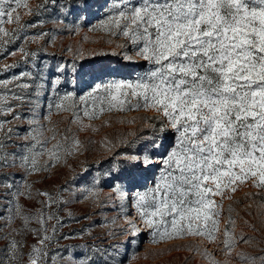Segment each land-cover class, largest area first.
<instances>
[{
	"label": "snow or ice",
	"instance_id": "6c2138e0",
	"mask_svg": "<svg viewBox=\"0 0 264 264\" xmlns=\"http://www.w3.org/2000/svg\"><path fill=\"white\" fill-rule=\"evenodd\" d=\"M204 3L205 0H40L35 10H32L27 7V0H0V47L3 48L0 59L9 51L16 50L23 35H35V28H42L43 23L49 20L58 19L69 24V28L60 34H75L77 29L84 28L91 32L111 35L115 29L114 38L119 39L123 36L125 40L120 53H100L103 56H119L120 58L116 60V63L120 65L119 69L109 68L103 61H99L98 57L88 58L101 66L89 70L91 75L87 82H82L85 61H80L75 71L69 70L71 61H61L53 69L46 53H31V56L36 58L31 66L25 64L22 68L20 64H15L6 70H0V264H130L137 258L148 259V255L139 256L142 244L147 242L157 245L165 243L168 238H178L168 236L170 217L163 215L152 217L146 231H136L134 221L126 224L123 229L113 228L111 232L105 231L98 234L96 230L109 223L106 218L101 217V212L116 213L112 223L115 219L132 217L134 214L136 220L147 223L146 209L154 210L159 205L168 203L169 200L178 203L179 193L176 189L186 185L182 180L175 178L183 174L182 169L176 166L175 153L184 154L198 150V146L192 144L195 135L189 130L195 128L197 134L202 135L210 128L213 119H221L212 115L215 104L211 107L201 104L192 109L191 114L196 117L194 120L184 116L180 124L175 128L172 127L176 116L180 111L187 109L191 99L204 95L217 98L228 95L221 92L224 81L216 71L217 68H223L225 64L214 63L217 59L214 53L228 54L227 49L213 47V44L220 41L217 33L227 40V36L221 33L219 25L212 29L211 23H202L199 32L204 33L211 29L212 35H198L193 40L192 33L189 32L188 36L184 37L185 46L180 48L176 55L163 61L159 60V57L164 54L161 46L168 45L167 37L174 30L172 25L179 20L188 19L189 16L195 19V13L186 9H194L197 5L202 6ZM240 3L247 4L250 10L264 11V0H240ZM242 11L239 5L235 8V12L231 6L226 9V14L233 20V24L226 25L229 29L227 35H232L231 28L235 26L237 19H243L250 29L245 36V41L250 43L237 47L236 39L231 41L230 47L235 50L233 56L249 64L253 71L260 67L261 75L264 76V43L256 33L257 29L264 32V26L260 25L255 18L256 11H249L247 16H241ZM23 12L28 13L29 20L21 21ZM9 24L19 25V27L6 31L5 26ZM179 31L180 35L174 38L176 43H179L180 38L184 36L183 30ZM50 33L56 34L54 30H46L43 34L47 37ZM241 35L244 34L241 33ZM10 37L16 39L8 42ZM257 44L260 45L259 50L255 47ZM206 45L210 48L207 56L203 53L195 57L192 55L198 48H204ZM168 47L170 48V45ZM241 52L244 55L247 53H254V55L251 60H247L243 56L236 55ZM131 53L140 55L142 60L130 59ZM28 59L30 56L25 55V60ZM171 65H175L174 70ZM188 65H191V70L197 73L195 78L180 71ZM244 71H240L239 75L243 76ZM61 74L65 79L56 85L55 91L61 95H66L69 91L74 93V100H80L79 104L74 103L77 115L80 114V110L87 109L90 104L99 102L103 105L105 96L97 95V93L103 91L106 95H111L117 81L120 82L121 88L127 87L130 91L133 89L136 91L137 107L133 110H137L141 105L155 102L160 97L166 101L158 105L163 118H153L149 121L154 124V127L141 134L144 139L132 151L123 153L118 151L115 156H120L119 160H115V157L110 158L115 160V163L113 168L107 171L101 183L105 189L111 190L112 203L105 204L102 209L98 208L92 213L97 217L94 220H89L87 212L72 215L73 206L80 203L88 191L82 182L91 175V171L86 169L74 181L60 184L54 191L39 189L36 191L39 199H31L28 194L31 186L25 183V176L39 175L32 171L35 165L29 156V151L35 152L39 145H34L32 141L18 139L22 134L32 131V126L25 128L14 125L5 128V125H8L13 118L25 119L32 111L29 106L33 100L40 101L43 108L45 105L42 101L52 98L50 97L52 81ZM229 75L237 84V91L232 93L230 99L239 100L240 103L253 99L251 97L253 90L264 88V80L249 83L236 81V72ZM69 76H71L70 80L67 79ZM13 77L16 78L15 81ZM24 85L27 87L25 88ZM185 88L190 90L189 93L180 96ZM18 89L23 90L18 91ZM39 89L46 91L41 94ZM61 89L64 92L61 93ZM173 96H180V99L174 110L168 109L165 112ZM241 97H243L242 100ZM255 100H260V97H256ZM125 102L127 103V100ZM17 105L25 111H18ZM262 105L264 101L251 109L258 115L242 116L236 121L235 127L230 130L235 135L229 143L239 141L245 152L251 151L257 157L264 159L260 156L261 151H264V112L260 111ZM8 109L12 111L8 112ZM247 110L245 105V111ZM236 112H239L238 107H234L231 114L227 110L224 111L223 115L229 116V120L223 121L226 127L235 120ZM206 116H211V119H205ZM201 123H204L206 127L200 128ZM182 129L184 136L189 137L187 144L179 134ZM249 132L255 136L254 140L249 141ZM60 147V145L55 146L56 149ZM50 166H52L51 161L46 167ZM17 168L22 171H13ZM3 169L8 171H2ZM47 178L48 174L45 171V179ZM42 182L37 181V183ZM74 188H82V190L74 192L72 191ZM22 191H24L23 195H21ZM67 192L72 193L70 201L63 199ZM21 205L26 213L23 219L17 215ZM65 208L68 209L66 213L62 212ZM37 210H39L40 220L32 219ZM45 212L48 213L47 219L44 217ZM81 221L85 223L79 228L60 231L66 226L80 224ZM13 222H15L16 231H12ZM41 222H43V228H41ZM113 234L126 235V238L118 243L115 241L110 243L109 240L112 239ZM248 239V237H240V243ZM60 241H80V243L61 244ZM172 250L171 248L162 249L151 255L163 256ZM237 259L240 260V264H264V247L250 250L247 255Z\"/></svg>",
	"mask_w": 264,
	"mask_h": 264
},
{
	"label": "rangeland",
	"instance_id": "374dc122",
	"mask_svg": "<svg viewBox=\"0 0 264 264\" xmlns=\"http://www.w3.org/2000/svg\"><path fill=\"white\" fill-rule=\"evenodd\" d=\"M39 2L40 0H27V7L35 10ZM238 5L243 10L240 13L241 16H247L249 11H256L255 18L260 25L264 26V11L250 10L248 5L241 4L240 0H205L202 6L197 5L194 9H186V11L195 13V19L189 16L188 19L179 20L172 25L174 30L167 37L170 48L168 45L161 46L164 54L159 57V60L163 61L176 55L177 51L185 46L184 37H187L189 32L192 33L193 40L198 35H212L211 29L204 33L199 32L202 23H211L212 29L219 25L221 33L227 36V40H224V36L217 33L220 36V41L213 44V47L217 49H227L228 51L227 55H224L223 52L214 53L217 56L214 63L225 64L223 68H217L216 71L225 75L227 72L235 70L238 65L243 66L240 61L229 59L235 51L230 47V43L233 39H236L237 47L250 43L245 41V36L250 30L249 25L245 24L243 19H237L235 26L231 28L232 35H227L229 29L226 26L233 24L232 17L226 14V9L231 6L235 12ZM29 18L27 12L21 13V21H27ZM18 27L19 25L9 24L5 26V30L10 31ZM68 28L69 24L58 19L44 22L42 28H35V35H23L16 50L9 51L0 59V70H6L15 64H20L22 68L25 64L31 66L36 59L31 56V53H46L53 69L61 61H71L70 72L75 71L80 61H85V74L82 76V82H87L90 79V69L101 66L99 63L88 60L90 57H98V60L103 61L109 68H120V65L116 63L119 56L100 55L103 52L120 53L124 47L123 36L119 39L114 38L115 29L111 35L91 32L84 28L77 29L75 34H60ZM46 30H54L56 34L50 33L46 37L43 34ZM179 30H183L184 36L180 38L179 43H176L174 38L180 35ZM256 33L264 43V32L257 29ZM14 39L16 38L10 37L8 42ZM255 47L260 49L259 44ZM2 51L3 48L0 47V52ZM209 51L210 48L206 45L204 48H198L192 55L195 57L199 53H203L204 56H207ZM25 55H29L30 59L26 61ZM236 55L244 57L243 52L236 53ZM129 58L136 61L142 60V57L136 53L129 54ZM171 67L173 70L175 69V65H171ZM180 71L185 75H190L191 78H195L197 75L191 70V65ZM12 79L15 81L16 78ZM64 79L65 77L61 74L52 81V91L50 92L52 98L42 101L45 105L43 108L40 101L33 100L29 106L32 111L28 116L25 119L13 118L8 125H5V128L14 125H21L25 128L32 126V131L22 134L18 139L32 141L34 145H39L35 152L29 151L31 161L35 165L32 171L39 175L28 174L25 176V183L31 186V191L28 193L31 199H39L36 196V191L39 189L54 191L55 187L60 184L74 181L86 169L91 171V175L82 182L88 191L85 193L84 199L73 206L72 215L87 212L89 220H94L97 217L92 213L96 212L98 208L102 209L105 204L112 203L111 190L105 189L101 182L107 171L113 168L115 160L121 158L115 154L118 151L120 153L132 151L144 139L141 134L154 127V124L149 121L153 118H163V113L159 111L158 105L166 101L160 97L155 102L141 105L137 110H133L137 107L136 91L134 89L130 91L127 87L121 88L120 82L117 81L112 88L111 95H106L103 91L97 93V95L105 96L103 105L99 102L94 105L90 104L87 109L80 110V114L77 115L74 103L79 104L80 100H74V93L69 91L66 95H61L55 91L56 85ZM67 79L70 80L71 76ZM242 79L253 80L249 74L244 75ZM177 83H181V81H177ZM24 87L26 88L27 85ZM22 90L18 89V91ZM39 91L42 94L46 90L39 89ZM189 91L187 88L183 89L180 96L188 94ZM236 91L237 84L227 83L224 80L221 92L228 95H221L219 98L208 95L197 99L189 97L191 104L176 116L173 128L181 123L184 116H188L189 120H194L196 117L191 114L192 109L198 105L203 104L211 107L212 104H215L216 107L212 108V115L221 118L213 119L210 128L202 135L197 134L195 128L189 130L195 135L192 144L198 146V150L184 154L175 153L176 166L180 167L183 173L175 178L182 180L186 185V187L176 189L179 193L178 203L169 200L168 203L159 205L154 210L146 209L145 211L148 212L147 223L136 220L135 214L132 217L115 219V222L112 223L116 213L101 212V217L106 218L109 223L98 228L96 230L98 234L105 231L111 232L113 228L123 229L126 224H131L133 221L136 231H146L152 217L161 215L170 217L168 236L178 238H168L163 244L152 245L147 242L142 244L139 256L148 255V259L137 258L130 264H240L237 257L247 255L250 250L264 247V159L257 157L251 151L245 152L239 141L229 143L235 135L230 130L235 127L236 121L240 120L242 116L254 117L258 115L251 109L260 104L261 100H255L254 95L258 93L256 90L252 92L253 99L245 100L243 103L230 99L232 93ZM62 92H64L63 89H61ZM85 95L87 96L88 93L86 92ZM180 96H173L172 102L164 111L174 110ZM245 105L247 111H245ZM234 107H238L239 112L235 113V120H232L226 127L223 121L229 120V116H225L223 113L227 110L231 114ZM17 110L25 111V109H20L19 105H17ZM260 110L264 112V105L260 107ZM11 111L8 109V112ZM205 119H211V116H206ZM204 127L206 125L201 123L200 128ZM179 134L187 144L189 137L184 136V130L182 129ZM222 138H227V140H222ZM248 138L251 141L255 139V136L249 132ZM56 145L61 147L56 149ZM260 156L264 157V151H261ZM113 157L115 160H110ZM49 161L52 162V166L46 167ZM2 171H8V169ZM13 171H22V169L17 168ZM45 171L48 174L47 179H45ZM38 180L43 182L37 183ZM69 186L71 188V184ZM81 190L82 188L72 189L74 192ZM23 194L24 191L21 192V195ZM71 198V192H67L63 196V199L67 201H70ZM52 211L54 213V210ZM67 211V208L62 210L65 213ZM25 214V209L21 205L17 215L23 219ZM44 217L48 218L47 212L44 213ZM32 219L40 220L39 210L32 216ZM84 223L85 221H81L80 224L66 226L60 231H70L71 228H79ZM41 228H43V222H41ZM12 231H16L15 222H13ZM240 237L249 239L240 243ZM125 238L126 235L116 236L113 234L109 242L118 243ZM60 243L75 244L80 241H60ZM167 248L173 250L163 256L151 255ZM177 248L179 250H176Z\"/></svg>",
	"mask_w": 264,
	"mask_h": 264
},
{
	"label": "trees",
	"instance_id": "16d2710c",
	"mask_svg": "<svg viewBox=\"0 0 264 264\" xmlns=\"http://www.w3.org/2000/svg\"><path fill=\"white\" fill-rule=\"evenodd\" d=\"M243 55H244V53H243ZM253 55H254V53H247V55H244V59L251 60V57ZM233 59H236V58L233 56ZM236 60L240 61L243 64V66L238 65L235 70L230 71V72H227L225 75H222V73L218 72L221 75V79L223 81L225 80L227 83H234V84H236V82L232 81V79H231V77L229 75L230 73H233V72H236V81H247L249 83H254L257 80H264V76L261 75L262 69L260 67H257L255 69V71H253L251 69V67L249 66V64L243 63V61L242 60H239V59H236ZM245 69H247V71H244ZM237 70H239V71H237ZM240 71H244V75L249 74L250 77L253 78V80L248 81L247 79H242V77L244 75L243 76L239 75V72ZM255 79H257V80H255ZM255 90L258 91V93L254 95V98L260 97V100L261 101H264V88H257ZM241 91H243V89H241ZM252 92H251V95H252ZM237 94H239V93H237ZM241 98H243V97H241Z\"/></svg>",
	"mask_w": 264,
	"mask_h": 264
}]
</instances>
